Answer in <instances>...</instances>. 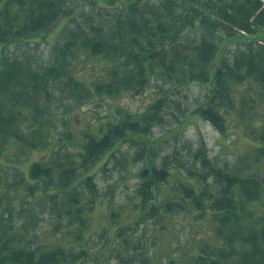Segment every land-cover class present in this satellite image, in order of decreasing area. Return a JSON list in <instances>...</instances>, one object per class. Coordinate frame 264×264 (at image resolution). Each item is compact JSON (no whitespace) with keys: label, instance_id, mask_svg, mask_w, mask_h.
Wrapping results in <instances>:
<instances>
[{"label":"trees","instance_id":"trees-1","mask_svg":"<svg viewBox=\"0 0 264 264\" xmlns=\"http://www.w3.org/2000/svg\"><path fill=\"white\" fill-rule=\"evenodd\" d=\"M101 1L110 6L106 21H96L90 12L84 26L77 18L84 4L70 7L71 0H0V151L50 148L47 155L30 163L27 189L33 197L40 194L49 210L56 212L59 236L75 235L79 241L32 246L24 241L22 226H7L6 219L13 214L5 217L2 210L0 264H81L88 251L80 240L89 224L86 216L101 194L94 180L95 167L102 159L108 161L124 143L139 144L137 153L146 156L136 173L140 197L136 207L142 218L135 226L147 218L156 223L177 210L205 213L213 223L207 235L211 239L206 238L193 264H264V215L252 206L264 196L262 168L222 166L199 148L192 154L190 167L197 171L190 168L193 179L180 181L175 188L177 200H161L156 193L167 184L171 167L164 160L155 163L157 145L165 137L150 136L154 124L165 123L161 109L169 105L170 97L164 86L178 91L197 81L206 84L203 100L194 109L180 106L171 133L182 131L189 118L197 115L228 134L226 104L239 113L238 88L246 82L264 86V0ZM59 19L64 20L63 38L51 47L52 59L44 68L12 52L11 47L47 33ZM81 57L90 59L86 77H77L71 66ZM153 78L161 90L145 112L119 107V116L110 117L106 125L93 131L78 135L65 130L58 140H42L44 127L54 118L51 104L56 90L59 95L69 91L72 101L67 104L81 108L93 99L135 95ZM65 120L66 116L61 119L64 124ZM258 136L247 156L261 162L264 132ZM109 209L108 218L117 224L119 211ZM62 224L65 229L60 228ZM34 236L39 238L40 231ZM125 243L121 248L129 252L128 238ZM119 259H124L120 253Z\"/></svg>","mask_w":264,"mask_h":264},{"label":"rangeland","instance_id":"rangeland-1","mask_svg":"<svg viewBox=\"0 0 264 264\" xmlns=\"http://www.w3.org/2000/svg\"><path fill=\"white\" fill-rule=\"evenodd\" d=\"M70 4V7L74 6L73 4H84L77 14V18L84 26L83 20L86 15L90 17V12H93L94 19L99 21L105 20L106 14L111 11L110 6L104 5L101 0L96 2L71 0ZM99 17L103 18L98 19ZM63 24L64 20L59 19L47 33L42 32L30 39V42H22L11 47L12 52L26 56V59L36 67L44 68L52 59L51 47L63 38ZM1 53L0 47V56ZM89 60L81 57L77 63L72 62L75 63L71 66L77 77L89 75L91 71L89 64L87 65ZM205 86L206 84L197 81L178 91L169 85L163 88L167 97H170L169 105L161 109L165 123L154 124L150 134L153 139L165 137L161 138V144L157 145L155 163L161 164L164 160L171 167L169 179L165 182L167 184L159 188L156 193L161 200H177L175 188L179 186L180 181H186L189 177L193 179L189 170L191 168L193 172L197 171L194 167H190L192 154L199 148L206 150L208 156L217 159L222 166L236 164L237 168L246 170L258 167L262 168L261 173L264 174V158H261V162H256L255 159L247 156L258 135L264 132V86L261 84L246 82L238 88L236 106L240 108L239 113L232 109V105L226 104L228 112L225 117L228 118L229 123L226 136L211 121L197 115L189 118L182 131L177 134L171 133L177 124L176 118L180 116L178 115L180 106L194 109L203 100ZM160 88V85L157 86V80L153 78L146 89L135 95H125L118 99L108 97L102 100L93 99L83 104L81 108L78 105L67 104L72 101V98L68 97L69 91H61L59 95V91L56 90L51 104L54 118L51 125L44 127L42 140L48 137L58 140V135H62L61 132L65 130H72L78 135L93 131L99 125H106L110 117L119 116V107L123 108V111L143 113L159 93ZM65 116L66 124L61 121ZM53 123L55 125L52 126ZM48 149L50 148L30 150L19 147L13 150L8 147L0 151V213L4 210L2 212L5 217L10 213L13 214V218L6 219L7 226L15 228L22 226L21 231L24 237H27L24 241L32 246L37 242L78 243L75 235L67 239L59 236L61 229L54 220L57 217L56 212L49 210V206L40 199V194L33 197L27 189L30 163L47 155L50 152ZM140 149L141 146L137 143L121 144L114 156L111 155L106 162L102 159L99 166L95 167L94 180L101 194L98 196V204L86 216L89 224L80 240H83V247L85 246L88 251L87 258L81 264H170L171 260L174 264H193L195 254L199 253L207 243V239H211L207 236L210 232L209 228L211 229L208 214L201 215L196 211L182 214L177 210L174 215L166 214L156 220V223L147 218V222L141 223L139 227L134 225L139 218H142L139 216L141 209L136 207L140 199L136 191L138 187L136 173L143 166L146 156H139L137 152H140ZM16 158L21 160H15ZM21 179L23 183L19 184L22 182ZM16 183L19 186L15 188ZM109 199H113L114 203L111 204ZM256 203L258 204L252 206L255 208L257 206L256 210L259 214L264 215V196ZM88 204L90 207L93 206L92 203ZM110 206L119 211L116 216L117 224L107 216ZM118 224L121 227L125 226V229L118 231L116 227ZM60 228L65 229V226L62 224ZM72 228L76 231L77 224ZM39 231V238H35L34 234H38ZM126 238L131 243L128 247L129 252L121 248L126 244ZM119 253L124 257L123 260L119 259Z\"/></svg>","mask_w":264,"mask_h":264}]
</instances>
